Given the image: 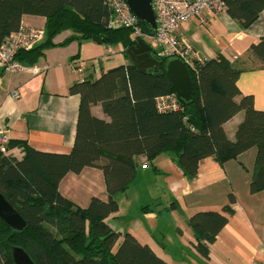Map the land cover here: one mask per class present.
<instances>
[{
	"label": "trees",
	"instance_id": "1",
	"mask_svg": "<svg viewBox=\"0 0 264 264\" xmlns=\"http://www.w3.org/2000/svg\"><path fill=\"white\" fill-rule=\"evenodd\" d=\"M223 1L227 14L242 27L264 7V0ZM110 14L107 0H0V45L22 28L23 15H36L45 19L44 35L32 48L17 51L15 58L24 65L35 64L49 47L94 36L104 45L119 46L127 57L125 50L136 43L133 31L110 25ZM139 26L152 34L143 22ZM64 31L70 34L55 42ZM246 57L253 67L264 68V37L249 45ZM187 67L193 100L177 110L156 107L157 97L173 93L164 71H139L128 61L69 86V93L79 95L69 153L43 152L27 141L9 139L6 149L21 146L23 155L17 159L0 151V193L26 226L14 230L0 218V264H14L11 246L23 248L34 264H168L130 232L115 231L105 222L117 212L116 196L133 179L140 155L151 161L160 153H173L184 174L194 176L205 157L222 164L256 147L249 190L264 189V110L255 109L252 96L241 94L237 86L244 68L221 54L197 55ZM96 103L108 120L91 113ZM239 111L243 118L230 140L223 124ZM86 166L102 170L107 200L92 197L81 208L59 193L58 183L67 172L79 173ZM234 201L229 195V203ZM226 221L215 211L189 216L200 254L207 256L208 244Z\"/></svg>",
	"mask_w": 264,
	"mask_h": 264
},
{
	"label": "crops",
	"instance_id": "2",
	"mask_svg": "<svg viewBox=\"0 0 264 264\" xmlns=\"http://www.w3.org/2000/svg\"><path fill=\"white\" fill-rule=\"evenodd\" d=\"M44 21L41 16L23 15L21 25L39 29ZM69 34L64 31L54 41L60 42ZM175 35L195 55L214 58L221 54L239 63L244 68L237 79L241 94H250L253 107L264 110V68L253 67L246 57L249 45L264 37V7L244 27L226 11L203 10L200 17L178 26ZM73 60L81 63L82 72L71 69ZM127 62L119 46L112 49L85 39L47 48L34 64L41 68L38 73L9 74L0 69V129L7 131L10 140L27 141L36 150L69 153L79 106V95L69 93V86L85 78L95 79L101 71ZM11 90H17L16 99L8 95ZM90 111L109 119L100 103L91 105ZM242 118L243 111H239L223 124L228 139H234ZM256 153V147H250L222 164L205 157L194 176L184 174L173 153H160L151 161L137 156L134 177L116 196L118 210L105 222L115 231L130 232L168 264H264V189L249 190ZM6 154L19 159L23 148L12 147ZM58 191L81 208L92 197L107 200L103 172L93 166L79 173L67 172L58 183ZM229 195L234 203H229ZM226 206L229 211H225ZM196 211H215L227 217L208 244L207 256L194 247L196 240L188 224Z\"/></svg>",
	"mask_w": 264,
	"mask_h": 264
},
{
	"label": "built area",
	"instance_id": "3",
	"mask_svg": "<svg viewBox=\"0 0 264 264\" xmlns=\"http://www.w3.org/2000/svg\"><path fill=\"white\" fill-rule=\"evenodd\" d=\"M111 9L109 24L115 27L123 26L131 28L136 42L143 40L155 46L157 54L163 57L176 56L188 66L195 55L190 47L178 39L175 31L182 23L192 17H200L203 10H211L215 13L225 11L223 0H151L155 15L156 29L152 34L144 33L139 21L128 9L124 0H107ZM43 28L22 27L10 34L0 45V69L9 74L30 70L38 73L41 68L36 65H24L16 60L15 55L20 49H29L43 39ZM71 69L82 72L81 63L73 60ZM8 95L16 99L17 90H11ZM155 104L158 110H177L180 102L174 93L162 95L156 98ZM7 131L0 129V151L7 153L6 145L9 141ZM144 166V165H143Z\"/></svg>",
	"mask_w": 264,
	"mask_h": 264
},
{
	"label": "water",
	"instance_id": "4",
	"mask_svg": "<svg viewBox=\"0 0 264 264\" xmlns=\"http://www.w3.org/2000/svg\"><path fill=\"white\" fill-rule=\"evenodd\" d=\"M128 9L138 21L147 25L154 33L156 29L155 15L151 0H124ZM99 42L97 37L91 38ZM128 61L139 71H164L172 91L181 104H189L193 100L192 79L187 65L176 56L162 59L157 52L143 40H138L125 50ZM0 218L12 229L23 230L25 220L0 193ZM11 257L14 264H34L29 255L19 246H11Z\"/></svg>",
	"mask_w": 264,
	"mask_h": 264
},
{
	"label": "rangeland",
	"instance_id": "5",
	"mask_svg": "<svg viewBox=\"0 0 264 264\" xmlns=\"http://www.w3.org/2000/svg\"><path fill=\"white\" fill-rule=\"evenodd\" d=\"M153 49H155L156 50V48H155V46H153V45H151V44H149ZM117 46H111V48L112 49H115Z\"/></svg>",
	"mask_w": 264,
	"mask_h": 264
}]
</instances>
